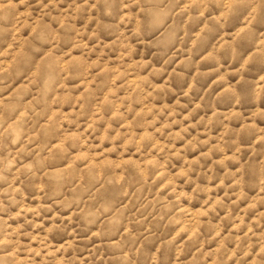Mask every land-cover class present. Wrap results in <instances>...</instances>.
I'll return each instance as SVG.
<instances>
[{
    "label": "rangeland",
    "instance_id": "rangeland-1",
    "mask_svg": "<svg viewBox=\"0 0 264 264\" xmlns=\"http://www.w3.org/2000/svg\"><path fill=\"white\" fill-rule=\"evenodd\" d=\"M137 2L135 23L126 0L0 20V259L264 264V177L235 163L264 160V0ZM73 182L107 223L51 198Z\"/></svg>",
    "mask_w": 264,
    "mask_h": 264
},
{
    "label": "clouds",
    "instance_id": "clouds-1",
    "mask_svg": "<svg viewBox=\"0 0 264 264\" xmlns=\"http://www.w3.org/2000/svg\"><path fill=\"white\" fill-rule=\"evenodd\" d=\"M27 0H0V20L5 18V14L12 8L15 7L18 3H26ZM126 3L130 6L129 10L133 11L134 17L132 20V23H135V7H139L140 4L137 2V0H126ZM140 15H144L143 13H140ZM243 131V130H240ZM261 135V142L264 143V129L260 130ZM234 147L239 148V137L234 142ZM237 154L238 153H234ZM259 156V153L257 154ZM244 163L246 165L245 171L250 169L251 167L255 166L258 172L260 173V176L264 177V160H260L257 158H253L249 161H242L237 160L235 161L236 164ZM229 163H232V161H229ZM200 179H206V177L202 176ZM192 183H196V181H192ZM49 190L51 191V198H54V201L59 202V206H64V201L70 200V203L67 204L68 208H74L76 210V217L78 222L85 228L91 229V226H93V222L88 218L90 215V210H94L95 213H97V219L95 221L96 224H102L107 223L109 221V216L111 210L106 207L105 205V197L104 194L100 191V188L96 187L95 185L91 186H85L79 183H70L69 185H66L63 190L57 191L53 188H51V185L48 184ZM102 187V186H101ZM203 189H201L199 186L194 188L191 193L188 195H191L193 197L198 196ZM118 196L123 198L124 196H127L129 198V202L135 205V201L139 198L140 194L136 192L131 193H118ZM45 197H49V193L45 192ZM3 209L0 208V211ZM46 210V209H41ZM69 221L71 222V217L69 218ZM68 227L67 224H64L63 221H61L60 224H56L53 222L52 224V231H57L60 229H66ZM98 235H103L104 233L101 231L97 233ZM0 264H16L14 256L13 255H7L5 258L0 259ZM45 264H56V258L55 255L52 257H49L48 260L45 262ZM64 264H74V262L65 261Z\"/></svg>",
    "mask_w": 264,
    "mask_h": 264
}]
</instances>
